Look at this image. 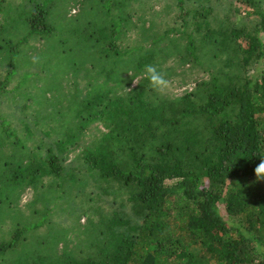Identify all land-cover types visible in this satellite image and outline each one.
I'll return each instance as SVG.
<instances>
[{"label": "trees", "instance_id": "16d2710c", "mask_svg": "<svg viewBox=\"0 0 264 264\" xmlns=\"http://www.w3.org/2000/svg\"><path fill=\"white\" fill-rule=\"evenodd\" d=\"M0 15V264H264V0Z\"/></svg>", "mask_w": 264, "mask_h": 264}, {"label": "clouds", "instance_id": "9594fccd", "mask_svg": "<svg viewBox=\"0 0 264 264\" xmlns=\"http://www.w3.org/2000/svg\"><path fill=\"white\" fill-rule=\"evenodd\" d=\"M143 75L146 77L153 90L157 92H164L172 87L171 82L157 66L146 65ZM255 173L258 179L264 178V160H261L259 165L255 168Z\"/></svg>", "mask_w": 264, "mask_h": 264}, {"label": "rangeland", "instance_id": "374dc122", "mask_svg": "<svg viewBox=\"0 0 264 264\" xmlns=\"http://www.w3.org/2000/svg\"><path fill=\"white\" fill-rule=\"evenodd\" d=\"M238 9H240V8H238ZM77 13H79V8H77V7L76 8H72L70 15H76ZM237 14L238 13L236 12V15L234 16L235 17V21L237 19H239V16ZM0 21H3V16L2 15H0ZM243 22H244L243 20L240 21V19H239L236 24H238L239 26H242L243 25ZM255 69H256V67L253 66V67H251L250 70H251V72H255ZM191 88H194V85H191L190 84V86H188V87L187 86L186 87L185 86L182 87L179 83H177L175 85L174 92L177 93V94H182L185 90L191 89ZM0 112L5 113V114H8L10 112V102H9L8 99L7 100L6 99H1L0 100ZM36 147H38V146H36ZM79 151L80 150H78L77 152L73 153L69 157L67 163H69L70 161H72L75 158L76 154L79 153ZM43 152L46 153L45 151H43ZM29 191L30 190H28V193L24 196L23 203L26 202L27 198L29 197ZM106 200H108V198H105L104 199V201H106ZM82 222H84V220Z\"/></svg>", "mask_w": 264, "mask_h": 264}]
</instances>
